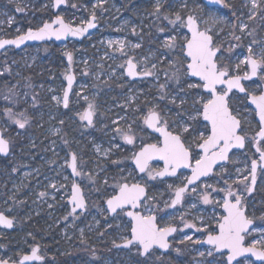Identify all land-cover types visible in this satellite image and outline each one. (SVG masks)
<instances>
[{"label": "rangeland", "instance_id": "obj_1", "mask_svg": "<svg viewBox=\"0 0 264 264\" xmlns=\"http://www.w3.org/2000/svg\"><path fill=\"white\" fill-rule=\"evenodd\" d=\"M160 2L161 16L157 18L152 14L156 0H67V4L57 12H54L53 0H0V38L19 35L27 28H37L55 15L63 17L66 22L75 26L84 25L93 15L99 23L97 30L80 42L71 40L58 44H31L18 51L6 48L0 52V126L10 129L12 126L16 127L15 130L12 129L13 134L20 140L10 170L6 171L5 165H0V183L3 179L11 184L7 191L0 187V211L15 219V227L12 230L0 226V259L18 262L22 254L29 252L37 244L42 247L45 258L34 264H224L226 252L221 255L211 246H201L193 242L202 240L209 232H217V220L223 215L217 201L222 203L225 193L212 189L227 187L224 180H228V185H231L233 191L242 194L247 214L255 221L254 227L264 228V220L261 219L264 216V168L259 167L257 171L254 191L250 194L245 191V185L251 184V162L260 157V153L254 148L259 123L255 111L247 103L248 98L235 92L232 106L242 117V134L246 136V146L244 150L233 151L229 156L230 160L223 163L226 172L221 171L220 165L217 166L211 176L197 183L196 192L189 190L182 203L170 209L172 190L188 175L182 171L179 178L168 181L165 185H156L149 199L142 205L143 214H149L148 210L151 209L150 214H157V222L159 217L160 225L179 224V230L171 240L169 250L162 253L155 249L142 257L135 246H131V249L113 247V244L130 236L129 220L124 215L110 216L103 200L114 192L113 186L117 182L121 183V178L125 176V159L119 153L110 154L112 147L123 150L120 143L112 144L107 140L105 144L103 139L99 142L95 132L106 126L107 114L114 109H117V121L124 120L122 117L128 118L132 113V120L123 124L127 128L132 124L146 129L141 122V116L146 114L152 104L159 105L170 124H179L187 119V113L192 110V98L195 93L202 91L193 89V96H185L184 92H179L180 87L188 91L187 83L182 78L180 86H177L175 81H169L168 94L175 96L179 92V96L187 100L184 106L178 107L179 99L176 105L171 104L169 99H159V84L165 83L166 73L171 76L177 68H181L180 64L169 67L168 61L183 59L179 49L169 51L162 45L168 36L176 34L177 31L187 33L186 28H174L163 16L174 19L176 12L185 18L189 14L195 16L201 28L211 30L215 45L221 49L218 54L221 62L232 67L248 54V46L253 40L257 42L253 45L254 52L264 47V0H258L260 6L255 10L252 9V0H223L222 8L209 6L203 0ZM184 4L187 7H183ZM17 7L23 11H17ZM227 9L230 13L226 12ZM253 11L255 17L250 20L249 16ZM241 23L248 25L243 33L239 30ZM161 27L165 29L164 32L159 31ZM235 36H240L241 39L238 41ZM145 39L150 45L138 51L144 45ZM118 41L125 45L123 52L119 43H116ZM135 44H140V47L134 48ZM132 53L139 60L142 70L145 67L151 69L152 64H156L157 67L153 71L157 75L142 81H130L125 75L124 67L127 57L133 55ZM69 54L71 61L68 59ZM104 58H108L109 65L108 60ZM70 69H73L76 84L70 97L71 112L66 114L63 112L65 109L61 110V107L66 85L65 76ZM244 70L242 65L241 75ZM245 86L250 92L257 94L264 86V81L258 78ZM118 88L128 91L118 92ZM89 103L94 104L96 117L94 127L90 128V125L80 119ZM125 105L129 110L126 111L128 115L122 110L126 108ZM137 108L140 109L139 112L136 111ZM6 109H11V117ZM132 110L135 113L130 112ZM17 119H27L28 123L21 129L14 123ZM196 126L202 130L201 125ZM70 133L73 135L69 136ZM56 135L61 137L60 140L68 135L65 140L68 155L75 153L81 159L80 171L88 177L81 178L95 206V209H88L89 212L72 214L70 209H57V206H62L59 203L61 196L57 199V147H62L57 145L59 138L55 139ZM111 137L115 139L114 131H111ZM88 142L91 144L88 145ZM39 145H42L43 152H47V156L43 157L45 163L53 162L51 175L56 182V188L48 191L40 200L38 193L43 192L42 190H22L32 172L24 169L17 173L21 170L18 167H24L28 161L25 155L27 146L32 151L29 159L33 160L39 154L36 148ZM260 148L264 151V142ZM109 154L111 160L104 162V158ZM69 161L70 156H67L63 164H68ZM89 176L93 179H89ZM245 176L248 180L240 183ZM82 180L79 178L80 182ZM144 181L145 178L142 177V182ZM146 183H150L149 180ZM205 184L212 187L206 189ZM169 185L173 187L170 189ZM92 190H95L93 194ZM205 191L212 200L210 204H204L201 199ZM67 194L70 196L68 189L65 192V195ZM64 198L66 199V196H63L62 200ZM193 204L196 207L193 208ZM185 223L195 224L196 227H185ZM197 228L201 231H197ZM248 235L246 242L251 243L254 239L264 236V232L250 231ZM185 236H191L192 240H185ZM108 241L110 248L105 249L103 246V250L97 249V242L103 245ZM74 250H80L81 253L73 254ZM209 251L212 255L208 254ZM238 262L264 264V261L256 262L252 257H243L234 264Z\"/></svg>", "mask_w": 264, "mask_h": 264}, {"label": "snow or ice", "instance_id": "obj_2", "mask_svg": "<svg viewBox=\"0 0 264 264\" xmlns=\"http://www.w3.org/2000/svg\"><path fill=\"white\" fill-rule=\"evenodd\" d=\"M223 2V0H218ZM64 3V0H55V6ZM75 7V5H72ZM258 0H252V9L259 7ZM183 7H187L186 4ZM162 4L160 0H156L154 5L153 15L157 18L161 16ZM17 11H23L17 7ZM174 19H169L167 15L163 19L168 20V23L176 29L186 28L187 33L177 31L176 34L168 36L163 47L169 51L179 49V53L183 59L169 60V67H175L180 64L181 68H177L175 72L168 76L166 73L165 83L159 84L160 100L169 99V102L176 105L179 99L178 107H182L187 103V100L179 96V92H184L185 96H193L191 90L197 91L192 98V110L187 113V119L179 124L169 123L166 114H162L158 104H152L148 108L146 114H142V124L151 129L154 133H158L155 143L142 144L139 151L132 154V162L135 165L134 171L144 173L148 179L155 180L157 177L165 176L177 177L180 169H190L191 175L184 177L186 183L183 186H176L174 190V199L172 205L179 204L184 197V194L189 191L196 192L198 185L197 181L201 177H208L213 173L214 168L219 164L222 172H226V168L221 162L230 160L229 153L233 148H244L246 136L242 135V117L240 113L233 108L232 99L235 92L243 93L250 99L252 105H255L256 115L259 117V131L256 133V151L260 153V160L264 161V151L258 146L261 141H264V88H261L259 94L250 92L242 83V81H251L254 77L264 81V47L258 51H253V45L257 42L252 41L248 46L247 55L239 60L232 67L229 64L221 62V57L218 53L221 51L214 43V37L210 29L201 30L197 18L191 14L187 15L186 19L179 12H176ZM255 12L249 16V19H254ZM95 16L87 23L86 28H72L66 24L62 17L57 16L52 23H45L43 27L37 31L29 30L25 35L18 36L15 40H0V48L5 45L13 44L19 47L26 40H44L55 36L56 39H61L68 35L78 36L83 35L88 28H94L93 23ZM11 23V20H9ZM58 25L59 27H54ZM235 27V25H234ZM248 28L247 24L241 23L239 30L241 33ZM135 32V29H133ZM160 32L165 29L161 27ZM236 40H240V36H235ZM112 43V42H110ZM120 50L123 52L124 43L118 41ZM134 48H139L140 44L133 45ZM69 61L72 60L71 54L68 55ZM244 66L243 74L241 75V66ZM123 67V65L121 66ZM157 65L152 64L151 69L145 67L143 71H137V64L131 59L127 61V75L136 77L138 75L144 77L156 76L153 71ZM187 83L188 91L183 87L179 88V92L175 96H169L168 88L169 81H175L177 86L181 85V79ZM69 88H71L73 77H67ZM57 100V103L60 101ZM87 99V98H85ZM64 107H68V92L65 91L63 97ZM94 104L89 103L88 108L80 115L82 121H87L89 125L93 123ZM11 117V109H6ZM136 111H140L139 108ZM21 115H23L21 113ZM121 119H124L123 117ZM19 128L23 129L28 123L27 119L14 120ZM115 123V122H114ZM135 120H133V124ZM196 125H201L198 128ZM117 132L122 135L126 144L133 145L136 140L135 132L132 124L128 125L127 131L117 128ZM198 150V151H197ZM9 152V141L0 137V153L7 154ZM153 160L162 161L163 168L160 170L153 169L151 162ZM69 167L75 176H81L83 173L78 170L77 156L71 154V162ZM15 171V169H13ZM239 171V170H238ZM257 161L253 160L251 164V184L256 182ZM128 176H133V172H129ZM128 176L122 177L123 183L117 182L113 186L115 192L107 200L108 210L111 213H117V210L124 212L130 218L128 227L130 228V236L124 238L123 245L117 247H130L138 245L142 249L141 254H147L154 246L161 249H168V237L177 231L175 227L158 226L156 216L151 213L142 214L140 211H127L140 208L144 202L149 199L146 192V187L140 182L129 183ZM134 178V177H133ZM179 178V177H177ZM89 179H93L89 176ZM248 180V177H243L239 181L243 183ZM107 184V180H105ZM227 187L223 189H212L213 191H223L225 196L222 203L217 201L223 209L224 214L217 220L218 233L213 235L209 232L204 243L212 245L214 249L223 255L227 253V258L224 264H232L237 257L251 254L259 261H264V236L260 239H254L248 246H245V236L250 231L264 232V228L252 227L254 221L246 214V207L243 202V196L237 191H233L231 185H228V180H224ZM55 187V185H53ZM170 189L173 185L168 186ZM204 187L211 188V185L205 184ZM245 191L249 194L253 188L245 185ZM44 196L45 193H40ZM204 204L212 203L208 192H204L201 196ZM71 201L74 205L72 212L75 213L77 208L85 207L84 198L80 186L76 183L72 185ZM192 207H196L195 204ZM264 220V216L261 217ZM0 225L7 228L13 227V220L0 213ZM185 227L194 228L195 224L185 223ZM197 231H201L197 228ZM215 231V230H213ZM185 240H192L191 236H185ZM183 242V241H181ZM199 243L200 241H193ZM257 245L260 247L258 248ZM39 248L33 247L30 255H24L19 264H24L26 261H38L43 258L38 255ZM209 255L212 252L209 251ZM204 255V253H200ZM0 264H9L7 260L0 259ZM239 264V262H238Z\"/></svg>", "mask_w": 264, "mask_h": 264}, {"label": "flooded vegetation", "instance_id": "obj_3", "mask_svg": "<svg viewBox=\"0 0 264 264\" xmlns=\"http://www.w3.org/2000/svg\"><path fill=\"white\" fill-rule=\"evenodd\" d=\"M235 2L236 1H234V3ZM66 4H67V0H66ZM223 6H224V3L221 2V5L220 6H214V7L222 8ZM226 12L230 13L229 9H227ZM94 21H95V23H97V28H98L99 23L96 20H94ZM199 27H200V25H199ZM97 28L94 31H96ZM200 29H204V28H201L200 27ZM146 39H145V42L143 41V44L145 46L143 45L142 48L139 49L138 51L142 50L147 45H150V42H148L147 41L148 39L147 40ZM10 48H12V47H10ZM12 49H14V48H12ZM104 59L106 61L108 60V58L107 59L104 58ZM129 59H131L134 63L137 64V66H138L137 71H143L142 70V67L141 68L139 67V60L136 58V56L134 54L133 55H129L127 57V61ZM127 61H126V66H127ZM109 62L110 61L108 60L107 61V64L108 65H109ZM125 67H124V72H125ZM147 78L148 77H142V78L139 77V78H136V79H130V78L129 79H130V81H136V80L142 81V80H146ZM257 79H258V77H256L255 79H253L251 81H256ZM251 81H243L244 86H245V84H248ZM75 84H76V81L73 84L72 89H71V92L69 94L68 107H64L63 104H62V107H61V110L65 109V110H63V112L66 113V114H68V113L71 112V106H72V104L70 103V101H71L70 97L74 93V89H75L74 88V85ZM262 88H264V86ZM122 90H123L122 88H118V92H120ZM125 91L127 92L128 90L127 89H124L123 92H125ZM257 94H259V93H257ZM241 95H245V94H241ZM62 98H63V96H62ZM118 98H119V95H118L117 99ZM122 101H124V99H122ZM247 101H248V99H247ZM251 108L253 109L252 106H251ZM116 112H117V109H114L113 111H110L107 114V117H106V126L101 131L98 130V131L95 132L96 135H97V139L98 140L105 139L106 140V143H107V140H109L110 142H112V144H115V142L121 144L123 150L120 151V148L118 147L117 154L119 153V155L125 159L123 161V164H124L123 165V168H124L125 176H128L129 172H133V176H128V182L129 183L140 182L141 184L145 185L146 192H147V196L149 197L150 194L152 193V191L154 190V187L156 185H158L159 183L165 185V183H167L168 181L175 180L180 175V173L182 171L178 173L177 177H170V178L169 177H167V178H159V177H157L155 180L148 179L147 175L144 174V173H139L138 171H134L135 165L133 164L132 159H131L133 152L138 151L140 149V147H141L142 144L155 143L156 142V137H158V135L156 133H153V132L149 131L146 127H145L146 129H142L140 125H133L132 128H133V131L135 132V135H136L135 143L133 145L126 144L125 141H124V139H123V137H122V135L117 132V129H114L113 130V128L117 127V128H121V129L127 131V127L124 126L123 124H125L126 122L128 123L129 120H132L131 119L132 118V113L128 116V118H124V120H122V121H117ZM131 112L135 113L134 110H132ZM255 117H256V113H255ZM95 122H96V117H95V115H93V123L90 126H88V127L89 128L90 127H94ZM67 124L68 123H66L65 127H67ZM14 128L16 129V127H13V126L11 127V129L10 128H7V127H4L3 128V127L0 126V129H1V132H2V136L4 137V139H6V140L9 141V152L7 153V155H1L0 154V165H5L6 171H9L10 170V165L12 166V163H13L12 162L13 161V155H14V152L16 150V146L20 145L19 137L18 136H15L13 134V131L15 130ZM12 129H14V130H12ZM31 130L33 131L34 128H31ZM111 131H114V133L116 134V137H115L114 140L111 137ZM72 135H73V133H70L69 136H72ZM57 137L59 138V136H57V135L54 138L56 139ZM64 137L62 138V140H60L61 137L59 139H57V145L58 146L60 145V147H62V148L57 147V199L59 198V196H61V198H59V203L62 204L61 208H59L57 206V209H63V207H64V209H70V212L72 214H74L72 212V209H73L74 205L69 202V198H70L71 192H72V185H73V183H76V184H78L80 186V189H81V191L83 193V196L85 198V207L83 208L85 210L84 211H79V212H85L86 213V212H89L88 209H95L93 200L90 199V196L87 193L86 185L84 186V182H83V180L81 178V177H83V179H84V178H88V177L86 176V174L85 175L83 174L81 176H75V175H73L72 169H71V167H69V164H70V161H71V155H68L67 150L65 148V140L68 138V135H67V137H65V139H64ZM63 139H64V142H63ZM256 139H258V138L255 135V140H254V148H255V150L257 148ZM26 142H28V140ZM263 142L264 141H261L258 146L260 147ZM29 143H27V144H29ZM87 144L89 145V144H91V142H88ZM245 146H246V142H245ZM27 148L28 149H27L25 155H26V159L28 158V161L24 165V167L23 166L18 167V168H21V170H18L17 173H19V171L22 172V170L27 169L28 172H30V171L32 172V175H30L29 179L24 184V187H22V190L24 189V190L28 191L29 189H33V190L38 189V190H42L43 191L41 193H45L46 194V193H48V191H51L52 189L56 188V182L53 180V177L51 175V167L53 166V162L45 163L43 157L44 156H47V152H45V151L43 152L42 145L36 146V148L39 150V154H37V158H35L33 160L29 159V155L32 152L31 151V148L28 147V146H27ZM40 154H41V156H40ZM67 156H70V161H69L68 164L67 163L63 164V160ZM89 160L90 159L87 160L88 163H89ZM105 161H106V159H104V162ZM255 161H257L258 163H260L261 162L260 157L258 158V160L255 159ZM130 164H131V167L132 168L131 167L128 168V165H130ZM251 164H252V162H251ZM80 165H81V159L77 156V167H78V170L79 171H80ZM87 166H89V165H87ZM151 166H152L153 169H156V170H160L163 167L162 163L159 162V161H152L151 162ZM259 167L260 166H258L257 171H258ZM185 172H187L189 174L188 171H185ZM54 177H56V176L54 175ZM142 177L145 178L144 183L142 182ZM256 177H257V172H256ZM79 178L82 180V182L79 181ZM147 179L149 180L150 183H146V182H148ZM1 180H2V183H0V187L3 188V191L9 190V188H11V184L8 183V182H6V181H4L3 179H1ZM123 182L124 181L122 180L121 183H123ZM184 182H185V180L182 181L181 183H179L176 186H181V185H183ZM53 185H55V187H53ZM67 189L70 190V196L68 194L65 195V192L67 191ZM174 190H175V188L172 190V195H174ZM94 192H95V190H94ZM94 192L92 190L91 194H93ZM97 194H98V192L96 193V195ZM114 194H115V192H112V193L108 194L107 195V198L110 197V196H112V195H114ZM185 194H184V196H185ZM63 196H66V199L64 198L62 200ZM38 197H39V200H40V198H44L45 195L44 196H41L40 193H38ZM172 198H173V196H172ZM32 200L34 202L36 201L34 198ZM105 201H106V199L103 200L104 203H105ZM27 209H28V206H27ZM139 209H142V206ZM117 214L124 215V212L118 211ZM246 214H247V211H246ZM156 216H157V214H156ZM10 218H12V217H10ZM12 219H13V225L14 226H13V228L8 229V230H12L15 227V219L14 218H12ZM158 222L157 223L159 224V226L165 227V226H162V224L160 225V219H159V217H158ZM171 225H175L177 227L176 228L177 231L179 230V224H176V223H172V224H169V225H166V226H171ZM177 231L171 237L170 242L173 239V237L175 236V234L177 233ZM124 232L125 231H123V233ZM217 232H218V226H217ZM128 235H130V231H129ZM248 238H249V235L247 234L245 236V245H247V246L250 244V243L246 242V240H248ZM99 243L100 242H97V246H98ZM123 243H124V239H122L120 242H118L116 244H113V247H117L116 245H122ZM171 245H172V242H171ZM35 246H37L39 248V255L42 256L43 259L41 261H43L44 258H45V256L42 254V247L39 246V245H37V244ZM103 246L106 249V247L110 248L111 244L108 241V242L103 243L102 247ZM133 246H135V248L136 249H139V251L141 252L140 246H138V245H133ZM118 248L124 249V247H122V246L121 247H118ZM127 249H131V247L130 248H127ZM153 251H155V248L153 250H151L150 252H153ZM29 252H27V253H29ZM79 253H81L80 250H74L73 251V254H79ZM107 253H110V252H107ZM113 253H114V251H112V254ZM24 254H26V253H24ZM140 255H141V253H140ZM226 255H227V253H226ZM41 261H39V262H41ZM11 262H13L14 264H19L20 258H19L18 262H16V261H11ZM34 263H37V262H34Z\"/></svg>", "mask_w": 264, "mask_h": 264}, {"label": "water", "instance_id": "obj_4", "mask_svg": "<svg viewBox=\"0 0 264 264\" xmlns=\"http://www.w3.org/2000/svg\"><path fill=\"white\" fill-rule=\"evenodd\" d=\"M207 5H209V6H220L221 5V2H218V0H203ZM66 5V0H64V3H61L60 5H58V6H55V0H53V7H54V12H57L58 11V9L61 7V6H65ZM56 17H57V15H55V16H53V18L50 20V21H45L41 26H39V27H37V28H27L26 30H25V32H23V33H21V34H19V35H16V36H13V37H7V38H0V40H15L18 36H21V35H25L29 30H32V31H37L39 28H41V27H43V25L45 24V23H52V21L53 20H55L56 19ZM61 17V16H60ZM187 17V16H186ZM63 18V17H62ZM92 18L93 17H91L90 19H89V21L90 20H92ZM186 19V18H185ZM64 20V19H63ZM88 21V22H89ZM64 22L66 23V24H68L70 27H72V28H86L87 27V23H85L84 25H71L70 23H68V22H66L65 20H64ZM93 23H95V21H93ZM199 24V23H198ZM95 27L94 28H88V30L86 31V32H84V34L83 35H78V36H73V35H68V36H66V37H62L61 39H56L55 38V36H53V37H51L50 39H44V40H26L24 43H22L19 47H16L15 45H13V44H8V45H5L3 48H0V52L1 51H3L5 48H10V47H12V48H14L15 50H21V49H23L24 47H26L27 45H31V44H41V43H46V42H55V43H64V42H67V41H71V40H74V41H76V42H80V41H82L85 37H87V36H89L96 28H97V23H95ZM54 27H59L58 25H54ZM201 30H204V29H201ZM186 31H187V29H186ZM219 54V53H218ZM125 74L127 75V66L125 67ZM69 75H71L72 77H73V79H72V84H71V88H69V84H68V79H67V77L69 76ZM128 76V75H127ZM129 77V76H128ZM142 78V77H144V76H141V75H138V76H136V77H129L130 79H136V78ZM256 77H254L253 79H255ZM65 80H66V85H65V89H64V92H63V97H64V93H65V91H67L68 92V98H69V94H70V92H71V89H72V86H73V84L75 83V81H76V78H75V74H74V72H73V70L72 69H70L69 70V72L66 74V76H65ZM242 83H243V81H242ZM239 94H243V93H239ZM62 100H63V98H62ZM248 104L250 105V106H252L253 107V109L255 110V105H252L251 104V102H250V99H248ZM64 106V105H63ZM86 110H87V108H86ZM85 110V111H86ZM256 113V112H255ZM256 119L258 120V122H259V117H258V115H256ZM87 124H88V122L87 121H85ZM151 132H153L151 129H149ZM259 131V130H258ZM154 133V132H153ZM158 136H159V134L158 133H156ZM242 134V133H241ZM243 135V134H242ZM0 137H2V138H4L3 136H2V132H1V129H0ZM244 148H245V146H244ZM244 148H233L232 150H231V152L229 153V156H230V154L233 152V151H235V150H243ZM139 151V150H138ZM1 155H7V154H3V153H0ZM153 161H157V160H153ZM71 162V161H70ZM159 162H161L162 163V165H163V162L162 161H159ZM222 164L223 163H227V162H221ZM134 164V163H133ZM164 166V165H163ZM217 166H219V164L217 165ZM217 166L214 168V170L217 168ZM258 166H260L261 168H264V161H261L260 163H258L257 162V168H258ZM163 168V167H162ZM181 171H188L189 172V174H188V176H190L191 175V170L190 169H180L179 171H178V173L179 172H181ZM257 172V171H256ZM178 173H177V175H178ZM213 173H214V171H213ZM212 173V174H213ZM212 174H210L209 176H211ZM208 176V177H209ZM167 177H171V176H165V177H163V178H167ZM160 178V177H159ZM204 178H207V177H201V179L199 180V181H197L196 182V184L198 183V182H200L202 179H204ZM250 181H251V178H250ZM184 183H186V181L184 182ZM184 183H183V185H184ZM256 183H257V177H256V182H255V185H252V184H250V187H252L253 188V191H254V189H255V186H256ZM183 185H181V186H183ZM192 186L191 185H189V188H191ZM252 191V192H253ZM82 192V191H81ZM251 192V193H252ZM82 195H83V193H82ZM71 196H72V192H71ZM71 196H70V198H69V202L71 203V204H73L72 203V201H71ZM83 198H84V196H83ZM110 198V197H109ZM108 198V199H109ZM175 197H174V195H173V198H172V200L174 199ZM107 199V200H108ZM107 200H106V202H105V204H106V206H107ZM84 202H85V198H84ZM181 202H182V200H181ZM180 202V203H181ZM179 203V204H180ZM172 205V201H171V203H170V209H174L178 204H176L175 206H171ZM85 209H81V208H77L76 209V211L75 212H79V211H84ZM107 210H108V206H107ZM127 211H140L139 210V208L138 209H131L130 207L128 208V209H126ZM223 210V209H222ZM118 211H120V210H117V212ZM141 212V211H140ZM0 213H3V212H1L0 211ZM108 213H109V215L110 216H113V215H115L116 213H111L109 210H108ZM142 213V212H141ZM223 213H224V211H223ZM4 214V213H3ZM5 215V214H4ZM125 215V214H124ZM153 215H155V214H153ZM6 217H8L7 215H5ZM156 216V215H155ZM125 217H127L126 215H125ZM8 218H10V217H8ZM127 218H129V217H127ZM10 219H12V218H10ZM130 219V218H129ZM13 220V219H12ZM254 221V220H253ZM156 222H157V216H156ZM158 224V223H157ZM255 225V221H254V223H253V225H252V227ZM2 228H7V227H5V226H3V225H0ZM14 226V225H13ZM158 226H159V224H158ZM172 227H175V228H177L175 225H171ZM11 228H13V227H11ZM11 228H7V229H11ZM175 233V232H174ZM174 233H172L169 237H168V243H169V248H170V246H171V242H170V239H171V237L173 236V234ZM218 233V232H217ZM217 233H215V234H213V235H216ZM207 236H208V234L202 239V240H200V242L198 243L199 245H206V246H211V247H213L212 245H209V244H207V243H204V241L207 239ZM123 245V244H122ZM245 246H247V245H245ZM35 247H37V246H35ZM123 247V246H122ZM131 247V246H130ZM130 247H124V248H130ZM158 249V250H160V251H162L163 253H165V252H167L168 250H169V248L168 249H161V248H159V247H156V246H154L153 247V249ZM259 248V247H258ZM153 249H151V250H153ZM150 250V251H151ZM149 251V252H150ZM214 251L217 253V251L214 249ZM141 252H142V249H141ZM140 252V253H141ZM31 254V251L29 252V253H26V254H23L21 257H20V261L23 259V256L24 255H30ZM148 254V253H147ZM147 254H144V255H142L141 254V256L142 257H145ZM38 255H39V253H38ZM42 257V256H41ZM243 257H252L253 258V260H255L256 262H262V261H259V260H257L254 256H251V254H247L246 256H242V257H237V259L236 260H234L233 262H232V264H234L236 261H238V260H240L241 258H243ZM226 258H227V255H226ZM39 261H41V260H38V261H26V262H24V264H33L34 262H39ZM9 262V264H14L13 262H11V261H8Z\"/></svg>", "mask_w": 264, "mask_h": 264}, {"label": "trees", "instance_id": "obj_5", "mask_svg": "<svg viewBox=\"0 0 264 264\" xmlns=\"http://www.w3.org/2000/svg\"><path fill=\"white\" fill-rule=\"evenodd\" d=\"M166 1H168V0H166ZM236 2H237V1H236ZM236 2H235V3H236ZM97 249L100 250V251L103 250L102 243H99V244H98Z\"/></svg>", "mask_w": 264, "mask_h": 264}, {"label": "bare ground", "instance_id": "obj_6", "mask_svg": "<svg viewBox=\"0 0 264 264\" xmlns=\"http://www.w3.org/2000/svg\"><path fill=\"white\" fill-rule=\"evenodd\" d=\"M6 49V48H5Z\"/></svg>", "mask_w": 264, "mask_h": 264}]
</instances>
